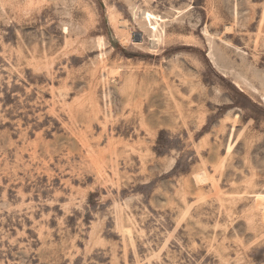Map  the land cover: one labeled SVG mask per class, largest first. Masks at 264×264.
I'll use <instances>...</instances> for the list:
<instances>
[{
	"label": "rangeland",
	"instance_id": "1",
	"mask_svg": "<svg viewBox=\"0 0 264 264\" xmlns=\"http://www.w3.org/2000/svg\"><path fill=\"white\" fill-rule=\"evenodd\" d=\"M0 264H264V0H0Z\"/></svg>",
	"mask_w": 264,
	"mask_h": 264
},
{
	"label": "bare ground",
	"instance_id": "2",
	"mask_svg": "<svg viewBox=\"0 0 264 264\" xmlns=\"http://www.w3.org/2000/svg\"><path fill=\"white\" fill-rule=\"evenodd\" d=\"M148 18H149V16H148ZM154 41V40H153ZM156 42H158V43H160V38L157 36V40H156Z\"/></svg>",
	"mask_w": 264,
	"mask_h": 264
}]
</instances>
